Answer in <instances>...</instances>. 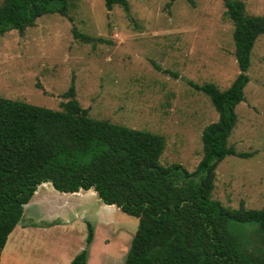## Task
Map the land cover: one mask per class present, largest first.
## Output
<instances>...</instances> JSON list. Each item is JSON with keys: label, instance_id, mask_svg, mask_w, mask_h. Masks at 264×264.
Returning <instances> with one entry per match:
<instances>
[{"label": "rangeland", "instance_id": "1", "mask_svg": "<svg viewBox=\"0 0 264 264\" xmlns=\"http://www.w3.org/2000/svg\"><path fill=\"white\" fill-rule=\"evenodd\" d=\"M107 10L104 0H69L66 16L46 13L22 33L0 34V96L60 109L72 80L78 102L96 119L165 137L163 165L196 169L201 134L218 119L210 98L187 81L228 88L239 69L234 26L224 0H127ZM247 15L264 16V0H242ZM3 0H0V5ZM102 41L84 42L72 28ZM244 99L235 106L227 155L216 166L213 198L223 205H264V34L255 40ZM197 180V179H196ZM138 219L105 204L93 189L37 186L9 234L0 264H125ZM245 241L257 223L234 224ZM91 239L88 241V233Z\"/></svg>", "mask_w": 264, "mask_h": 264}, {"label": "trees", "instance_id": "2", "mask_svg": "<svg viewBox=\"0 0 264 264\" xmlns=\"http://www.w3.org/2000/svg\"><path fill=\"white\" fill-rule=\"evenodd\" d=\"M173 1V0H170ZM234 31L239 72L231 85L188 83L206 94L218 119L201 134L203 154L188 171L163 165L165 137L145 129L89 116L78 102L72 80L66 101L52 109L0 96V256L37 186L50 182L60 192L93 189L108 205L138 219L125 264H264V205L232 208L214 199L216 166L227 155L245 156L228 144L244 99L250 52L264 34V16L247 15L242 0H224ZM107 10L127 0H104ZM69 0H3L0 34L22 33L46 13L66 16ZM84 42L102 41L72 28ZM197 179V180H196ZM257 223L259 234L242 239L234 224ZM92 235L88 233V241ZM86 251L70 264H85Z\"/></svg>", "mask_w": 264, "mask_h": 264}]
</instances>
